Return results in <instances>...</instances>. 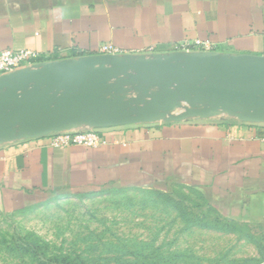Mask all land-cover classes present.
<instances>
[{
  "label": "crops",
  "instance_id": "crops-1",
  "mask_svg": "<svg viewBox=\"0 0 264 264\" xmlns=\"http://www.w3.org/2000/svg\"><path fill=\"white\" fill-rule=\"evenodd\" d=\"M200 39L221 53L264 56V0H0V54L43 61L171 53ZM109 145L52 148L45 138L0 146V211L59 195L185 188L222 219L264 225V123L230 116L108 128ZM27 147V149H24Z\"/></svg>",
  "mask_w": 264,
  "mask_h": 264
},
{
  "label": "water",
  "instance_id": "water-1",
  "mask_svg": "<svg viewBox=\"0 0 264 264\" xmlns=\"http://www.w3.org/2000/svg\"><path fill=\"white\" fill-rule=\"evenodd\" d=\"M220 116L264 123V56L94 54L0 76V146L83 127Z\"/></svg>",
  "mask_w": 264,
  "mask_h": 264
},
{
  "label": "rangeland",
  "instance_id": "rangeland-1",
  "mask_svg": "<svg viewBox=\"0 0 264 264\" xmlns=\"http://www.w3.org/2000/svg\"><path fill=\"white\" fill-rule=\"evenodd\" d=\"M0 264H264V225L185 188L59 195L0 211Z\"/></svg>",
  "mask_w": 264,
  "mask_h": 264
},
{
  "label": "built area",
  "instance_id": "built-area-1",
  "mask_svg": "<svg viewBox=\"0 0 264 264\" xmlns=\"http://www.w3.org/2000/svg\"><path fill=\"white\" fill-rule=\"evenodd\" d=\"M173 50V52L184 53H192L198 51L219 52L217 45L209 41H203L200 39L183 40L175 45L173 47ZM158 53H160L159 50L156 47L151 46L136 55L142 54L146 55L147 57H152L153 55ZM99 54L122 55L123 53L118 47L111 44H105L100 48ZM41 62L46 61H43V56L37 51H16L10 49L3 51L0 54V76L25 67H33L34 65ZM44 138L48 140V145L50 147L58 149H66L72 146L98 148L110 144V141L105 137L101 130L99 131L98 129H93L90 127H83L71 131L54 133ZM30 140L24 141L26 142ZM24 149H27V147H24Z\"/></svg>",
  "mask_w": 264,
  "mask_h": 264
},
{
  "label": "trees",
  "instance_id": "trees-1",
  "mask_svg": "<svg viewBox=\"0 0 264 264\" xmlns=\"http://www.w3.org/2000/svg\"><path fill=\"white\" fill-rule=\"evenodd\" d=\"M104 130H105V129H104ZM104 130H101V131L103 132Z\"/></svg>",
  "mask_w": 264,
  "mask_h": 264
}]
</instances>
